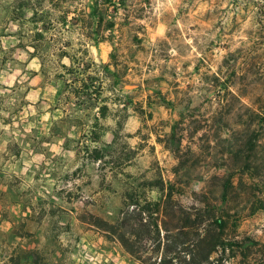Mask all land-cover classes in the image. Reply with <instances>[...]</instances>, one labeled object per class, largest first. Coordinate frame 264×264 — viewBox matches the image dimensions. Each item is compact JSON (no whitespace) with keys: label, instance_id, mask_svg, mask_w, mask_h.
I'll return each mask as SVG.
<instances>
[{"label":"rangeland","instance_id":"obj_1","mask_svg":"<svg viewBox=\"0 0 264 264\" xmlns=\"http://www.w3.org/2000/svg\"><path fill=\"white\" fill-rule=\"evenodd\" d=\"M95 2L0 0V264H146L94 221H116L124 193L160 177L184 205L237 212L248 256L218 249L213 264H264V0ZM96 5L104 26L115 20L113 42L85 40L79 18ZM112 43L118 76L104 96L126 110L101 118L95 141L98 109L77 103L58 53L106 63Z\"/></svg>","mask_w":264,"mask_h":264},{"label":"trees","instance_id":"obj_2","mask_svg":"<svg viewBox=\"0 0 264 264\" xmlns=\"http://www.w3.org/2000/svg\"><path fill=\"white\" fill-rule=\"evenodd\" d=\"M114 1L99 2L96 0L95 3L105 5V3ZM114 9L117 12L116 4ZM37 14L34 10L32 19L36 20L37 24L41 23L42 27L35 32V37L43 40L50 27L46 24L43 15L38 17ZM109 15V12L99 8L98 5L94 7L93 11L82 14L79 20L82 29L85 31V40L95 39L97 36L99 41L113 42L115 20L113 18L108 19L104 26ZM78 17L80 16L76 13L72 20L77 21ZM59 18L63 24H66L69 21L68 11H64ZM107 31L109 34H106ZM32 47L34 49L32 53L37 55L41 48L38 44H32ZM112 47L110 60L100 64L92 60L87 61L84 57L71 56L67 50H61L58 53L60 58L69 57L72 60L71 65H61L63 73H60L59 76H74L72 81L78 84L74 89L78 99L77 103L79 105L86 104L87 109L94 107L98 109L94 114V129L91 131L92 134H95V141L101 139V133L96 130V127L101 125L100 119L106 118L110 114L113 116L115 113L121 114L126 110V104H124L123 108L111 113L109 101L112 100L116 103V100L104 96L105 79L115 75L119 66L118 53L113 43ZM86 52L87 50H84L85 54ZM93 66L94 71L91 69ZM111 67H114V70H111ZM125 73H127V69H125ZM70 83L69 79L66 78L64 90L71 86ZM114 86L115 82L110 84L112 90H114ZM93 150L97 159L103 157L98 147ZM180 164L182 165V163ZM228 186H225V192ZM153 189L159 190L160 197L158 199L149 197L148 193ZM174 195L175 182H168L163 177L155 180H143L137 187H133L124 193L123 208L116 221L110 222L97 217L94 223L106 235L120 241L132 255L146 262V264H213L214 253L218 252V249H221L223 253L230 249L231 252L228 257L236 261L248 256L243 253L241 240L237 238L240 235L236 220L237 212L231 214L226 209L218 206L212 208L205 203L184 205L181 201L175 200ZM228 228L234 234L233 240L229 243L230 246H227L222 240V235ZM135 236L145 241L146 254L136 246L137 239L136 241L133 240ZM28 257L26 255L23 258L27 259ZM21 259L18 258L15 264H21Z\"/></svg>","mask_w":264,"mask_h":264}]
</instances>
